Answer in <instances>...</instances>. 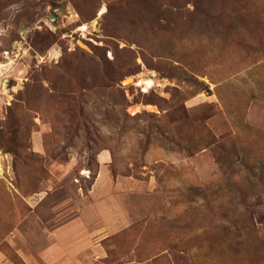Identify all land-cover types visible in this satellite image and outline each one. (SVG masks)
Listing matches in <instances>:
<instances>
[{"label":"rangeland","instance_id":"374dc122","mask_svg":"<svg viewBox=\"0 0 264 264\" xmlns=\"http://www.w3.org/2000/svg\"><path fill=\"white\" fill-rule=\"evenodd\" d=\"M6 49L10 264H264V0H0Z\"/></svg>","mask_w":264,"mask_h":264},{"label":"built area","instance_id":"2783aa9c","mask_svg":"<svg viewBox=\"0 0 264 264\" xmlns=\"http://www.w3.org/2000/svg\"><path fill=\"white\" fill-rule=\"evenodd\" d=\"M16 54L9 49L4 50L0 57V83H3L9 78L14 68L13 62H15Z\"/></svg>","mask_w":264,"mask_h":264},{"label":"bare ground","instance_id":"6f19581e","mask_svg":"<svg viewBox=\"0 0 264 264\" xmlns=\"http://www.w3.org/2000/svg\"><path fill=\"white\" fill-rule=\"evenodd\" d=\"M86 29H87V26H86V25H84V26L81 28V30H86ZM13 65H15L14 62H13ZM143 77H144V76H143ZM154 77H155V76H154ZM135 78H136V77H135ZM135 78H134V77H129L126 83H130V82L134 81ZM136 79H137V78H136ZM156 81H157V80H156ZM6 82H7V80H6ZM137 84H138V85H141V86L145 85V86H146L145 91H149V89L152 88V87L155 85V81H154V79H145V78L139 77V78H138V81H137ZM138 111H139V110H138ZM135 112H137V110H135Z\"/></svg>","mask_w":264,"mask_h":264},{"label":"crops","instance_id":"0c3cea01","mask_svg":"<svg viewBox=\"0 0 264 264\" xmlns=\"http://www.w3.org/2000/svg\"><path fill=\"white\" fill-rule=\"evenodd\" d=\"M98 159L102 164L109 162L110 155L107 151H103L98 155ZM0 264H10V261L7 259V256L0 251Z\"/></svg>","mask_w":264,"mask_h":264},{"label":"water","instance_id":"95a60500","mask_svg":"<svg viewBox=\"0 0 264 264\" xmlns=\"http://www.w3.org/2000/svg\"><path fill=\"white\" fill-rule=\"evenodd\" d=\"M79 44L82 46V47H84L85 49H87V50H90V48L83 42V41H79Z\"/></svg>","mask_w":264,"mask_h":264}]
</instances>
